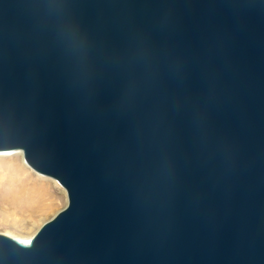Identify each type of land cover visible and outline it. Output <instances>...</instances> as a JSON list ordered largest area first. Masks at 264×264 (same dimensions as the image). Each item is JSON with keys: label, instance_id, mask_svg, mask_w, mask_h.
Listing matches in <instances>:
<instances>
[{"label": "water", "instance_id": "95a60500", "mask_svg": "<svg viewBox=\"0 0 264 264\" xmlns=\"http://www.w3.org/2000/svg\"><path fill=\"white\" fill-rule=\"evenodd\" d=\"M68 204L0 264H264V0H0V152Z\"/></svg>", "mask_w": 264, "mask_h": 264}, {"label": "rangeland", "instance_id": "374dc122", "mask_svg": "<svg viewBox=\"0 0 264 264\" xmlns=\"http://www.w3.org/2000/svg\"><path fill=\"white\" fill-rule=\"evenodd\" d=\"M15 156H19V159ZM17 167L25 173L24 182L26 183L23 187L29 189L30 198L34 199L36 204L12 209L16 211L7 213L10 215L3 218L4 210L11 208L7 199L11 197L13 188L16 187L17 191L19 187H22L20 183L8 185V180L14 176V169L17 170ZM67 204L68 196L64 187L56 179L34 171L26 163L22 150L0 152V233L30 239L46 221ZM37 207H41L42 210L37 216H33L34 209L36 210Z\"/></svg>", "mask_w": 264, "mask_h": 264}, {"label": "bare ground", "instance_id": "6f19581e", "mask_svg": "<svg viewBox=\"0 0 264 264\" xmlns=\"http://www.w3.org/2000/svg\"><path fill=\"white\" fill-rule=\"evenodd\" d=\"M3 153H9V152H3ZM17 159H19V156H15ZM20 167H17V170L14 172V176L8 180V185H16V183L22 184V187H19L16 191V187L13 188V192L11 194V197H9L7 200L8 203L11 205V208H8L7 210H4V213L2 214L3 218H6L10 214H7L11 211H16L12 209H19L23 206H31L36 204L34 199L30 198L29 195V189L24 188L23 185L26 183L24 180L26 179V175L22 170H20ZM22 202L24 204H22ZM34 202V203H33ZM41 207H37L36 210L34 209L33 216H37L41 212Z\"/></svg>", "mask_w": 264, "mask_h": 264}]
</instances>
